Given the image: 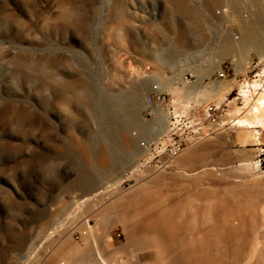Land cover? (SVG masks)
<instances>
[{
	"label": "rangeland",
	"instance_id": "374dc122",
	"mask_svg": "<svg viewBox=\"0 0 264 264\" xmlns=\"http://www.w3.org/2000/svg\"><path fill=\"white\" fill-rule=\"evenodd\" d=\"M261 51L264 0H0V264H47L64 240L65 254L85 242L101 246L108 264H159L163 239L156 228L149 245L146 221L172 206L190 214V225L164 252L176 264L199 262L178 254L212 226L201 190L258 195L264 204V124L256 127L260 141H242L230 122L251 117L250 105L263 95L252 89L245 101L239 93L244 81L264 82ZM153 88L171 98L173 116L208 104L222 110L215 119L222 125L207 124L215 131L205 153L178 161L202 139L160 171L138 166L139 140L165 132L172 119L150 116L145 96ZM126 166L135 168L129 176ZM118 177L117 191L98 208L77 203ZM85 179L94 182L76 184ZM133 203L147 209L134 228L118 216L132 217L125 207ZM249 228L246 256L264 248V224ZM231 245L223 243L224 264L233 260ZM56 264L69 263L61 257Z\"/></svg>",
	"mask_w": 264,
	"mask_h": 264
},
{
	"label": "bare ground",
	"instance_id": "6f19581e",
	"mask_svg": "<svg viewBox=\"0 0 264 264\" xmlns=\"http://www.w3.org/2000/svg\"><path fill=\"white\" fill-rule=\"evenodd\" d=\"M263 53L264 51H261L260 55H262ZM260 71L264 73V68ZM256 88L261 89L260 93L262 92L263 95H259L256 99H254L255 103L254 104L252 103V105H250L251 107L250 111L252 113V116L251 117L233 116L230 118V122L239 129L235 134L237 138V139L235 138L236 140L243 141L252 138L254 139V141L255 140L260 141L258 135L259 132L256 127L259 125L261 126V124H264V116L259 114V112L261 111L260 109L262 110L264 109V82H260L259 78H254L248 81H244L240 86L239 93L246 101L249 99V96L252 95L251 90L252 89L257 90ZM172 113H174V111H172ZM156 115L157 114L155 112L154 116ZM163 115L166 118H168V115L165 114ZM172 116H170L169 118H172ZM177 116L178 115H175L173 116V118L175 119V117ZM175 120L177 121L178 119L176 118ZM169 121L170 120L166 122L168 123ZM249 127H252V130H250ZM207 138L209 137L203 139L205 143L198 145L192 150L182 152V154L178 156L179 157L178 161L190 162L194 155L197 156L199 154L202 155L203 153H205L207 147L208 148L211 147L212 144V140H210L211 142L208 141L206 142V140H209ZM130 142H132L131 139ZM100 162L104 164L107 163V158L104 154ZM134 169L135 168H131V166L128 167L126 166V170L123 173L125 176H129ZM180 172L182 175L191 174L189 170H181ZM85 181L83 180L77 181L76 184L82 187L85 186L87 188L88 185L90 186V183L94 182L93 179H89L86 182ZM120 181H121V177L115 178V180H113L110 183V185H114L116 187ZM231 193L235 194V196H227V197L217 196V192H215L213 188L203 189L200 191L199 195L200 198L203 200V202L208 201V213H209L208 217L211 220L212 226H210V228L208 227L202 230L201 234L198 237H193L185 240L188 249L186 253L182 254L180 252V254H178L179 256L177 255L180 258V261L187 260L189 258H197L200 259L199 262H195V263L189 262V264H220V263L222 264L223 262L221 261V259L224 256L222 253L224 249L223 243H225L228 240L232 242V245L228 247V249H230L231 251V258H233L230 264H264V250H263L264 248L261 249L262 247L260 248L255 245L254 252L252 254H250L249 256L242 254V250H244L246 247L245 246L246 245L245 241L247 240L246 236L247 234L250 233L249 227L257 222L259 224H264V213H261L260 215H256L254 213V211L259 208L260 210L264 211V204L260 207L258 206L257 198H260L258 195H256L257 197L255 195L248 196L247 194H243V196H239V193H237L235 190H232ZM89 198L90 196L88 194H85L84 196L78 199L77 203L84 202L85 200L87 201L89 200ZM113 201L109 202V204L112 203ZM205 211H206V206L204 205L200 207L195 214H199L200 218L206 217ZM183 212L184 211H181L175 208L174 206H172L169 209L164 208L159 221L154 222L153 219H148L146 221V228H147L146 233L149 236V239L151 238L150 240L148 239L149 245L155 246L154 236L158 231H159L158 234H160V236L163 239V244L161 246V253H160V249L158 251L159 264H176L174 258L172 257L173 260H171L169 255H167L164 251L169 246V244L166 242L169 240L171 241V239H173L174 237H177L179 240H182L183 238L178 237L177 233L178 234L184 233L188 229V226L190 225L188 222H186V219L190 217V214H185V213L183 214ZM99 217L101 220L103 219L102 212L99 213ZM156 228L158 229V231H156L157 230ZM172 234H176V236ZM218 251H221V254H219ZM96 252H97V264H108L107 258L102 253L101 246L99 247L97 245ZM239 258L240 259L243 258L245 260L242 263H240V261H238Z\"/></svg>",
	"mask_w": 264,
	"mask_h": 264
},
{
	"label": "built area",
	"instance_id": "2783aa9c",
	"mask_svg": "<svg viewBox=\"0 0 264 264\" xmlns=\"http://www.w3.org/2000/svg\"><path fill=\"white\" fill-rule=\"evenodd\" d=\"M218 76H225V69L220 67L217 71ZM145 103L150 108V116L154 118V113H163L172 116L173 107L171 98L168 94L157 88H153L150 93L145 96ZM222 110L219 106L208 104L203 110L191 108L186 114L177 116L178 120L173 122L171 119L167 123V130L163 133L147 135L139 140L141 153L139 155L138 166L142 169L150 171H160L168 168L175 156L184 149L202 140L213 133L210 124L222 125L221 122L215 121ZM215 121V122H214ZM156 128V126H155ZM118 185L105 186L102 191H94L88 201L95 204L98 208L103 201L110 198L112 191H117ZM114 191V192H115ZM100 201L101 204H100ZM84 221L90 224L91 218L84 217Z\"/></svg>",
	"mask_w": 264,
	"mask_h": 264
},
{
	"label": "crops",
	"instance_id": "0c3cea01",
	"mask_svg": "<svg viewBox=\"0 0 264 264\" xmlns=\"http://www.w3.org/2000/svg\"><path fill=\"white\" fill-rule=\"evenodd\" d=\"M118 205L119 204L116 205L115 210L119 209ZM125 208L132 209L135 211V213L133 214L132 217H128V215L126 214H122V216L118 215L119 220L121 221L129 220L132 228L137 227L138 225H142L145 219L143 217L144 216L143 214L144 213L146 214L147 209H145L144 207H141L138 203H133ZM157 208L161 209L160 207H157ZM124 215H125V218H124ZM119 229L122 230V227H119ZM66 242L68 241L64 240L62 241V243H60V245L58 246V249L54 252L53 256H51L47 264H56L57 259L61 257L66 259L68 263L70 262V264H97V252L96 250L92 249L88 243L84 242L83 245H81V250L77 252H69L65 254V252L67 251L65 247ZM116 246H119V245H116ZM64 254L66 255V258Z\"/></svg>",
	"mask_w": 264,
	"mask_h": 264
}]
</instances>
